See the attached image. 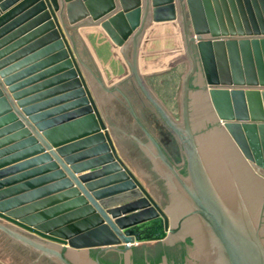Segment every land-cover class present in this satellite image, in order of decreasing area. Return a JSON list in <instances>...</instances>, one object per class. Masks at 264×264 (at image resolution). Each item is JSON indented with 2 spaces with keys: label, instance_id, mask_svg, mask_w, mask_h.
I'll use <instances>...</instances> for the list:
<instances>
[{
  "label": "water",
  "instance_id": "95a60500",
  "mask_svg": "<svg viewBox=\"0 0 264 264\" xmlns=\"http://www.w3.org/2000/svg\"><path fill=\"white\" fill-rule=\"evenodd\" d=\"M264 0H0L3 264H264Z\"/></svg>",
  "mask_w": 264,
  "mask_h": 264
},
{
  "label": "rangeland",
  "instance_id": "374dc122",
  "mask_svg": "<svg viewBox=\"0 0 264 264\" xmlns=\"http://www.w3.org/2000/svg\"><path fill=\"white\" fill-rule=\"evenodd\" d=\"M0 264H3V261H2V259H0Z\"/></svg>",
  "mask_w": 264,
  "mask_h": 264
},
{
  "label": "flooded vegetation",
  "instance_id": "af4514ba",
  "mask_svg": "<svg viewBox=\"0 0 264 264\" xmlns=\"http://www.w3.org/2000/svg\"><path fill=\"white\" fill-rule=\"evenodd\" d=\"M259 175V174H258ZM260 177L264 178L263 176L259 175Z\"/></svg>",
  "mask_w": 264,
  "mask_h": 264
}]
</instances>
